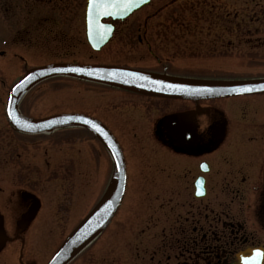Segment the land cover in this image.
<instances>
[{
	"label": "flooded vegetation",
	"instance_id": "af4514ba",
	"mask_svg": "<svg viewBox=\"0 0 264 264\" xmlns=\"http://www.w3.org/2000/svg\"><path fill=\"white\" fill-rule=\"evenodd\" d=\"M59 1L72 3V0ZM75 1L80 9L83 0ZM87 1L84 30L74 37L71 25L67 24L71 23L69 18L66 24L58 23V27L51 14L37 20L3 19V34L0 31V118L4 128L0 264H39L38 255L33 252L37 237L34 226L42 209L38 186L49 182V175L46 177V172L40 169L52 168L50 147L56 143L57 135L65 136L66 141L79 137L82 144L95 149L102 160L100 167L106 162L104 179L96 185L109 187L115 175L109 151L86 128L39 134L13 128L7 117L9 91L28 71L52 64H76L118 67L195 81L264 79L232 78L227 74L230 63L226 60L242 57L237 48L243 47L250 53L264 47L263 37H258L260 28H256L255 34L227 35L226 31H230L227 20L214 23L206 20V24L200 25L204 21L162 17L177 0L151 14L145 13L152 3L125 20L105 21L114 27V32L109 42L96 51L87 37ZM137 15L142 17L134 18ZM257 25L263 26L259 20ZM215 26L222 27L218 36H215ZM237 26L235 30L239 33H251L241 23ZM61 42H72L61 61L33 63L32 59L37 56L53 59L55 45ZM98 55L102 57L96 59ZM216 58L227 62L226 71L199 69L200 59L207 63L208 59ZM14 63L19 72L12 76L9 70ZM62 79L103 92L96 98L94 112L85 109L87 103H82L84 113L49 114L54 101H46L40 114L25 112V103L36 90ZM19 111L33 120L84 115L103 124L117 141L125 160L126 189L105 231L111 225L122 228L126 217H130L133 230L127 234L128 239H133L113 247L112 258L106 264H244L257 251H264V94L207 100L173 99L58 77L32 87L20 101ZM29 171L37 174V179L26 178ZM16 185L18 189H10ZM141 187L161 188L159 192L148 188L149 197L143 200L147 203L148 216L141 213L142 201L138 195ZM200 191L204 194H198Z\"/></svg>",
	"mask_w": 264,
	"mask_h": 264
},
{
	"label": "rangeland",
	"instance_id": "374dc122",
	"mask_svg": "<svg viewBox=\"0 0 264 264\" xmlns=\"http://www.w3.org/2000/svg\"><path fill=\"white\" fill-rule=\"evenodd\" d=\"M174 2V0H156L147 8L145 13L151 14L166 3ZM84 6L85 0L82 1L79 9L75 0L71 5L59 0H0V31L3 34V19H25L37 20L45 18V15L51 14L61 25L66 24V20L71 19L72 35L82 33L84 30ZM54 13V14H52ZM164 18L179 19L185 21H204L200 25L206 24V20L213 23L217 20H227V35H243L255 34L256 28H260L262 32L258 37L264 40V0H177V2L169 7V10L161 14ZM160 15L157 18H161ZM142 16H135L140 18ZM246 20L247 23H245ZM257 20L263 26L257 25ZM224 22L223 24H225ZM241 23L244 30L251 29V33H239L237 28ZM222 24V23H221ZM222 24V26H223ZM61 27L57 28L59 30ZM222 27L215 26V36L220 34L219 29ZM196 29V28H195ZM198 32V31H197ZM198 35V33H197ZM233 39V38H232ZM73 42L74 39L72 38ZM71 43H56L53 59H44L40 57L33 58V63L49 62L53 60L61 61L66 55V51L70 50ZM226 44V43H225ZM75 46V43H73ZM75 48H73V51ZM241 58L226 60L230 64V74L232 78H257L264 77V47L255 50L237 48ZM246 51V53H244ZM88 55L91 52L88 50ZM102 56L98 55L96 59ZM122 59V58H121ZM120 58L118 59L121 62ZM220 61V63H219ZM221 59H208L207 63L200 59L199 69L206 71H226L227 62ZM14 63L11 65L9 73L12 76L17 75L19 70ZM103 95V92L90 88L87 89L83 85L74 81L65 79L50 82L36 90L25 103V112L32 115L42 113L43 106L46 101H54L55 106L47 113L63 114V113H84L81 108L94 112L96 98ZM70 103H67L69 102ZM46 113V114H47ZM3 121L0 118V169L3 164ZM65 136L57 135L56 143L51 146V162L52 168L49 170L41 167L49 175V182L45 185L39 184L38 189L41 191V214L38 218L37 237L35 240L34 255H38L39 264H46L52 255L57 251L58 246L64 241L71 232L81 223V221L90 213V211L100 201L105 193L107 186L96 185L99 180L104 179V168H107L106 162L99 166L98 155L95 149L88 148L82 144L78 137L75 141L65 140ZM42 146V145H41ZM8 172H10L8 170ZM11 173V172H10ZM19 177V176H18ZM37 174L28 172L26 178H36ZM0 178L1 175H0ZM12 179V176H9ZM1 180V179H0ZM1 184V183H0ZM12 186L10 188L18 189ZM155 191L157 188H150ZM147 187L138 190L141 197V213L148 216V208L143 202L144 198L150 194ZM161 190L157 189L159 192ZM144 216V215H142ZM144 216V217H147ZM125 217V216H122ZM126 224L120 228H112V225L93 243V245L81 256H79L72 264H106L112 258L113 247H117L126 243L130 231L133 229V223L130 217H126ZM106 258V260H104ZM1 260V259H0Z\"/></svg>",
	"mask_w": 264,
	"mask_h": 264
},
{
	"label": "water",
	"instance_id": "95a60500",
	"mask_svg": "<svg viewBox=\"0 0 264 264\" xmlns=\"http://www.w3.org/2000/svg\"><path fill=\"white\" fill-rule=\"evenodd\" d=\"M153 1L142 0L139 6L132 8L126 14L122 10H117V14L95 16L92 14L91 2L88 0L85 22L89 44L94 50L99 51L109 42L114 32V27L106 24L105 21L125 20L149 6ZM73 68L87 69L93 74L71 71ZM58 77L91 81L145 95L173 99L207 100L264 94V79L237 82L195 81L157 76L118 67L76 64H52L28 71L8 95L7 117L13 128L30 134L69 128H86L103 142L115 164L114 179L101 201L66 238L47 264H70L89 247L111 223L121 205L126 189V167L123 153L113 135L103 124L80 114L56 115L42 120H33L21 115L19 104L25 94L36 84ZM141 77H147V79ZM170 85L173 87H169ZM248 88L253 91H239V89ZM87 121L92 123H87Z\"/></svg>",
	"mask_w": 264,
	"mask_h": 264
},
{
	"label": "snow or ice",
	"instance_id": "6c2138e0",
	"mask_svg": "<svg viewBox=\"0 0 264 264\" xmlns=\"http://www.w3.org/2000/svg\"><path fill=\"white\" fill-rule=\"evenodd\" d=\"M92 14L95 16L103 15H113L117 14V10H122L125 14L134 7L139 6L142 0H90ZM107 31V30H106ZM71 71L75 72H87V74L92 75V72H88L87 69L73 68ZM142 79H147V77H141ZM162 83V82H157ZM173 87V86H169ZM178 87V86H176ZM239 91H253V89H239ZM16 119L15 117H13ZM19 122V121H17ZM87 123H92L87 121ZM99 130V129H98ZM207 167L206 165L204 166ZM198 194L203 195L204 192L200 191ZM260 261H264V251H257L255 257L252 259H247L244 264H259Z\"/></svg>",
	"mask_w": 264,
	"mask_h": 264
}]
</instances>
